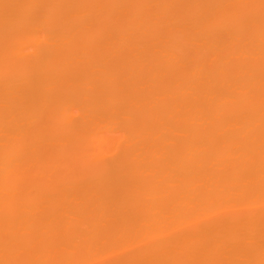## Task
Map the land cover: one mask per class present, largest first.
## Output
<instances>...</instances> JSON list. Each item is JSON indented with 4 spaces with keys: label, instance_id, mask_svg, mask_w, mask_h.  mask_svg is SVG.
I'll list each match as a JSON object with an SVG mask.
<instances>
[{
    "label": "bare ground",
    "instance_id": "1",
    "mask_svg": "<svg viewBox=\"0 0 264 264\" xmlns=\"http://www.w3.org/2000/svg\"><path fill=\"white\" fill-rule=\"evenodd\" d=\"M0 264H264V0H0Z\"/></svg>",
    "mask_w": 264,
    "mask_h": 264
}]
</instances>
